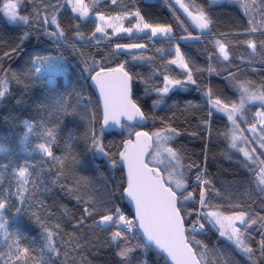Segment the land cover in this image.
Wrapping results in <instances>:
<instances>
[{
	"label": "snow or ice",
	"instance_id": "1",
	"mask_svg": "<svg viewBox=\"0 0 264 264\" xmlns=\"http://www.w3.org/2000/svg\"><path fill=\"white\" fill-rule=\"evenodd\" d=\"M235 2L242 31L234 38L249 50L247 58L232 57L225 34L213 32L217 0H163L167 19H149L120 0H0L6 22L23 29L20 44L0 56V101L13 82L27 86V77L46 92L39 119L20 121L18 147L0 142V242L6 245L0 264H57L62 254V264H90L83 253L101 247L113 255L110 264H150V253L151 264H209L217 254V244L209 247L214 237L231 249L224 264H241L233 253L243 264H264V80L236 75L245 64L264 68V0ZM33 35L49 46L29 56L27 71L4 67L11 54L22 57L21 45ZM204 37L214 51L198 66L183 46ZM184 95L192 96L182 102L184 112L205 113L198 115L199 131L189 133L204 143L203 166L185 164L176 147L184 132L173 121L181 106L174 98ZM216 123L222 125L216 139L237 167L222 186L207 165ZM18 151L29 159L18 161ZM61 193L76 204L44 217L39 195ZM21 217L37 228L31 238L14 227ZM69 228L61 245L57 237Z\"/></svg>",
	"mask_w": 264,
	"mask_h": 264
},
{
	"label": "trees",
	"instance_id": "2",
	"mask_svg": "<svg viewBox=\"0 0 264 264\" xmlns=\"http://www.w3.org/2000/svg\"><path fill=\"white\" fill-rule=\"evenodd\" d=\"M149 1V2H148ZM54 2V0H53ZM110 2V0H109ZM198 2L204 3L207 5L208 0H198ZM258 2V0H257ZM37 3H42V0H37ZM120 3H131L135 4L140 8L143 14L149 19H167L168 17L165 15L167 9L164 7L163 0H120ZM212 15L214 16L216 23L213 26V32L217 34V38H219L220 33H224V39H226L229 43V47L231 49L232 57L243 55L245 58L248 56V51L246 46H237L238 40L235 39V34L237 31H242L241 26V15L242 10L239 7V4L235 2V0H228L223 3H218L213 6ZM62 19L66 20V17ZM246 22V21H245ZM23 29L20 26H14L6 22L3 18V14L0 13V56H2L3 51H10V47H15L20 44L19 35ZM246 37L240 36L239 40H243ZM211 37H204L199 43L184 45L183 47L187 50V54L192 58V60L198 66H206L208 61V52H213L214 49L210 46L209 41ZM49 45L46 41L37 40L35 35L28 41H25L23 45H21L22 57H17L15 54H11L12 58L3 61L4 67H10L13 71L18 72H26L27 64L26 62L29 59V56L42 49L47 48ZM153 50L149 49L146 51V55H152ZM239 61L233 58V65L238 64ZM156 64H160L159 58L156 60ZM233 71L235 69L233 68ZM239 79H247L251 80L257 84H259L262 80H264V68H261L260 64L257 62L253 65H242L239 73H236ZM199 76V74H198ZM203 79L205 82L209 81V77L207 73L204 74ZM211 83L214 86L220 85V79L218 77H211ZM12 91L9 96L0 101V142L4 143H12L17 145L19 142V136L23 129L20 127V121L25 118L35 117L37 120L39 116L37 115L38 108L40 106L41 101L45 100L46 92L45 86L41 82L34 81L31 77H27V86L24 84L16 85L15 82L12 84ZM226 95L231 96L233 92L231 89L226 90ZM174 99L181 101V106L175 108V116L173 117V121L175 124L182 126V131L184 132V136L177 141L176 147L182 150V153L186 154L184 163L187 164L190 160H196L201 166L204 165V156H203V147L204 143L199 136L196 138H191L189 133L192 131H199L196 128L198 115H204V112H200L198 114L192 112H184L183 101L185 99H192V96H178ZM19 101V103H18ZM150 104L151 101H148ZM171 104V101H169ZM252 111H255L253 107ZM163 115L172 116V113L168 112L167 109L164 110ZM217 127H221L222 125L216 123L213 125V147L208 153V171L212 178L215 179L217 186L225 185L227 182L232 181L237 175V167L235 164V157L232 159H228L224 155V146L219 144L216 135L215 129ZM112 137H110L111 139ZM118 139L119 137H115ZM32 144L37 143L35 137L31 138ZM77 144H81L79 140L76 142ZM82 146V145H81ZM56 154L60 155L61 152L59 149H56ZM2 155V154H0ZM199 158V159H197ZM18 161H23L24 159H29V157L24 154L23 151H18L16 156ZM54 169H57L59 166L54 162H50ZM34 175V174H33ZM77 175H82L77 173ZM70 186L74 185V181L72 178H68ZM97 180L100 178L97 176ZM64 183V181H62ZM60 196L62 198H53L48 196L47 194H40L38 197L39 201L43 202V208L41 211L44 213V217L48 215V211H51L56 216L59 215L60 205L66 204L68 208H73L76 204V201L71 197H68L66 194L61 193ZM39 208V203L37 204ZM259 207V206H257ZM35 211V209L33 210ZM55 220V216L53 221ZM14 227H19L23 233H27L29 238L34 235L37 231L36 226L29 223L25 218L21 217ZM70 232L69 229H65L63 233V239L57 237L58 243L66 246V242L68 240V234ZM100 241H103V235L99 236ZM215 243L218 245L217 254L209 256V264H215V261L219 260L220 264H224V260L227 259V254L231 251L229 244L223 240L222 238H212L211 243H209V247H212V244ZM228 247L226 249L225 247ZM0 251H6V245L0 246ZM223 253L224 255H220ZM37 255V252L31 253V256ZM84 256L87 257V260L90 264H105L106 261L110 262L114 258L113 255H110L109 249L107 247H101L99 252L96 251L95 248L90 250L86 249L83 253ZM233 257L236 260H240L241 264H243L244 258L240 256L238 253H233ZM150 264L151 260L155 259V254L150 253L148 257ZM69 259H72L70 256ZM79 260V256L76 257ZM63 254L61 256V260L57 261V264H62ZM29 264H32V261H29Z\"/></svg>",
	"mask_w": 264,
	"mask_h": 264
},
{
	"label": "rangeland",
	"instance_id": "3",
	"mask_svg": "<svg viewBox=\"0 0 264 264\" xmlns=\"http://www.w3.org/2000/svg\"><path fill=\"white\" fill-rule=\"evenodd\" d=\"M226 1H228V0H217V4L218 3H223V2H226ZM149 2V1H148ZM24 154H26L27 156H28V154L26 153V152H24ZM226 241V240H225ZM227 242V241H226ZM228 243V242H227ZM3 244H2V242H0V246H2ZM226 249H228V247L226 246L225 247Z\"/></svg>",
	"mask_w": 264,
	"mask_h": 264
},
{
	"label": "water",
	"instance_id": "4",
	"mask_svg": "<svg viewBox=\"0 0 264 264\" xmlns=\"http://www.w3.org/2000/svg\"><path fill=\"white\" fill-rule=\"evenodd\" d=\"M113 131L115 132V131H117V130L113 129Z\"/></svg>",
	"mask_w": 264,
	"mask_h": 264
}]
</instances>
